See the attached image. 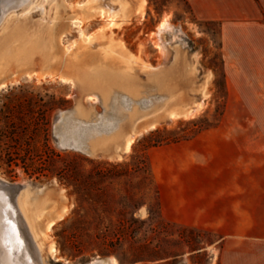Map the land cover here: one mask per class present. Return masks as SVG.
<instances>
[{"label":"rangeland","instance_id":"rangeland-1","mask_svg":"<svg viewBox=\"0 0 264 264\" xmlns=\"http://www.w3.org/2000/svg\"><path fill=\"white\" fill-rule=\"evenodd\" d=\"M26 3L0 19V177L44 187H30L42 260L216 264L211 211L230 210L237 185L264 184V78H226L219 24L196 20L184 0ZM115 92L136 94L135 110L95 147L108 157L58 144L62 112L103 113ZM144 100L151 112L126 151ZM67 164L79 181L59 175ZM198 212L203 225L169 220Z\"/></svg>","mask_w":264,"mask_h":264},{"label":"crops","instance_id":"crops-1","mask_svg":"<svg viewBox=\"0 0 264 264\" xmlns=\"http://www.w3.org/2000/svg\"><path fill=\"white\" fill-rule=\"evenodd\" d=\"M184 1L199 22L219 24L226 78H264V0ZM258 84L264 85V80ZM237 187L242 195L226 198L231 209L210 208L212 214L205 224L221 235L216 264H264V184ZM169 220L196 226L205 223L200 212L191 221Z\"/></svg>","mask_w":264,"mask_h":264},{"label":"water","instance_id":"water-1","mask_svg":"<svg viewBox=\"0 0 264 264\" xmlns=\"http://www.w3.org/2000/svg\"><path fill=\"white\" fill-rule=\"evenodd\" d=\"M120 95L121 94L116 95L115 92L106 99L108 100V103L103 113H95L94 111H92L87 117H82L80 116L77 108H72L71 110L62 112L61 119L56 127L58 144H63V146H61L63 148L78 150L88 156L108 157V155L105 154L106 152L97 151L95 147L97 146V144H99V142H101V140L107 139V137H110L111 135H113V133L117 134L122 122L130 119V113H133V111L135 110L134 101L131 97L130 98L132 101L129 100L128 104L126 105H124V101L120 99L119 104L123 110V116H121V118L117 120L113 126H110L109 122L114 117L113 100L114 97H119ZM99 100L101 101V98H99ZM151 102V100H144V102H142V104L140 105L141 110L139 109L141 111V115L139 114V116H137V118L131 122L129 131L123 136L124 142L128 136H135L137 134V132L135 131L136 123L144 116H148L150 112L149 108L151 106ZM75 118L82 119V121L77 123L73 122V119ZM67 126L78 127V129L75 132H71L67 130ZM66 143H68V145H66ZM24 186V184L10 183L0 177V191L4 195H6L7 201L10 204V207L6 214L7 219H4L3 222L1 221V228L5 229L6 226L9 227L10 224H12L14 226L12 229L13 232L15 233V231H17L19 235L23 234V228L21 227V215L16 210V200ZM30 187L31 190L36 194H39V191L41 189L42 192L44 190L43 186L31 185ZM95 260L91 261L88 264H93Z\"/></svg>","mask_w":264,"mask_h":264},{"label":"bare ground","instance_id":"bare-ground-1","mask_svg":"<svg viewBox=\"0 0 264 264\" xmlns=\"http://www.w3.org/2000/svg\"><path fill=\"white\" fill-rule=\"evenodd\" d=\"M26 2H28V0H0V19L9 10L14 9L19 5L22 6V4H24V3L27 4ZM106 13H108V12H106ZM102 14H103V12H102ZM111 15H112V13H111ZM109 16H110V14H109ZM113 16H115V15H113ZM111 21H112V18H111ZM113 21H115V20H113ZM112 22H110V23H112ZM166 26H167V21L162 22L160 24L159 29L163 30V29H165ZM112 82L114 84H116V79H112ZM108 84H109V82H108ZM133 91L134 90L132 89V92ZM118 92H120V91H118ZM118 92H116V95H119ZM132 92H129V93H132ZM93 94H94V92H93ZM132 95L136 96V94L134 95V93H132ZM132 95L128 96L125 93V94H121V96H119V97H117V96L114 97V100H113L114 117L113 118L116 117V118H118L117 120H119V118L121 116H123V110L119 104L120 103L119 100L122 99V101H124V103H125V104L124 103L123 104L126 105V104H128V101L131 100L130 96H132ZM124 96H126L127 98L126 97L124 98ZM86 99H87L86 100L87 102L93 101V96L88 97ZM164 100L166 101V99H164ZM137 112H139V111H137ZM150 112H151V109H150ZM177 114L173 113L172 116L177 117L178 116ZM131 115H132V113H131ZM75 119H77V121H75L76 123L82 121V119H79V118H75ZM116 121H113L111 123V126H113ZM68 128L69 129H67V130L71 131V132H75L78 129V127H72V126H69ZM133 142H134V135L128 136L124 142V149L126 151H129ZM100 143H104V142H99V144ZM59 145L63 146V144H59ZM66 145H68V143H66ZM24 185H25L24 188L22 189V191H20V193L17 197V200H16V210L21 215V227L23 228V230H22L23 234H21V235H19L17 233V231H15V233L13 232L12 229L14 226L12 224H10L9 227L6 226L5 229L1 228V225H2L1 221L3 222L4 219H7L6 214L8 212L9 207H10V204L7 201L6 195H4L0 191V264H45L44 261H46V260H42V256H41L42 245L39 242V234L37 232L38 229H37L35 222H34L35 217L36 216L38 217L37 214L34 217V214L37 213V211L40 209L41 206H39L38 202L31 200V198H34L32 196V194L30 193L31 192L30 191L31 185L30 186L26 185V184H24ZM21 198H22V202H21ZM38 214H40V213H38ZM61 214L64 216L65 213L63 214V212H62ZM51 226H53L52 222L48 225L47 228H50ZM53 251H54V247H53V245H50L49 254H51ZM93 264H119V263L117 262V260L115 258H108V259L97 258L93 262Z\"/></svg>","mask_w":264,"mask_h":264},{"label":"trees","instance_id":"trees-1","mask_svg":"<svg viewBox=\"0 0 264 264\" xmlns=\"http://www.w3.org/2000/svg\"><path fill=\"white\" fill-rule=\"evenodd\" d=\"M139 171H142L143 173H148L149 168H148V161L146 157L142 158ZM59 175L64 180H73L77 182L80 179L79 173L74 169V167L71 164H67L59 168Z\"/></svg>","mask_w":264,"mask_h":264}]
</instances>
